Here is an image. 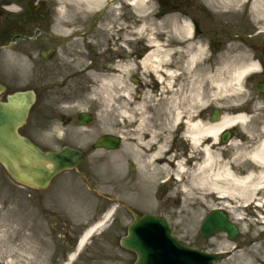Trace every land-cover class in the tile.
<instances>
[{
	"label": "flooded vegetation",
	"instance_id": "af4514ba",
	"mask_svg": "<svg viewBox=\"0 0 264 264\" xmlns=\"http://www.w3.org/2000/svg\"><path fill=\"white\" fill-rule=\"evenodd\" d=\"M180 2L190 4L192 0ZM133 4V0H0V84L5 89L1 98L34 91L37 101L33 110L38 111L42 130L53 137L57 148L73 141L79 104L94 101L109 85L115 86L116 77L119 79L118 159L113 160V151L85 147L78 170L60 174L45 190L25 188L28 233L33 236L70 239L67 247L73 246L81 232L74 224L78 187L95 202L93 220L100 219L111 207L112 200L106 194L127 204L126 194H133L140 203L160 200L161 207H166L174 189V165L182 162L190 167L197 163L190 158L202 157L186 136L189 124L218 123L215 118L220 122L225 114L244 113L248 127L225 129L219 136L217 154L230 160L237 152L231 146L235 141L250 156L261 145L264 151L261 35L253 30L255 37L246 33L238 38L232 33L235 22L228 16L224 30H214L216 40L206 47L209 57L197 62L196 76L189 79L180 48L174 59L156 70L145 62L154 49L150 39L140 36ZM198 34H207L201 25ZM156 41L161 51L174 50L171 46L162 48L161 41ZM248 65L255 68L247 71L242 82L244 95L231 99L218 96L215 104L209 105L197 101L198 90L201 95L206 93L207 71L223 79L229 77L228 72ZM166 70L176 73V79L168 81ZM145 99L149 103H141ZM101 105L97 100L89 108L97 111ZM94 129L99 130L98 126ZM232 137L228 145H222ZM262 163L248 156L234 170L239 175H258L264 172V160ZM167 212L165 209L158 215ZM113 221L112 227L117 218Z\"/></svg>",
	"mask_w": 264,
	"mask_h": 264
},
{
	"label": "rangeland",
	"instance_id": "374dc122",
	"mask_svg": "<svg viewBox=\"0 0 264 264\" xmlns=\"http://www.w3.org/2000/svg\"><path fill=\"white\" fill-rule=\"evenodd\" d=\"M166 2L169 3L170 1L166 0ZM151 3L154 7L153 9L159 14H167L172 9L168 7L167 3L163 4L162 0H151ZM193 4L190 8L182 6L175 13L181 14L182 22L194 23V21H198L200 23L202 32L208 34L199 35L203 44L208 46L209 44L211 45L212 41L216 40L214 30L216 31L219 27L224 30V24L228 16L235 22L232 27V33H236L238 38L245 37L246 33H252V37H255L253 30L258 28L251 23L249 7L243 8L231 3L222 6L219 1L214 0H193ZM150 9L151 6L147 8V13L151 11ZM150 20L146 16V21ZM166 29V25L155 29H145L142 32L144 35H141L142 39L151 34V36H155L156 39H159L164 44L166 41ZM260 39H264V35ZM169 40L173 42L172 39ZM152 48L155 47L152 46ZM162 48L169 47L165 46ZM209 55L210 53L208 57ZM209 75L210 73L207 71L205 73L206 92L211 90H209L211 87L208 79ZM116 86L115 84L110 89L113 94L111 100L108 98L106 100L100 93L92 101L95 103L98 100L103 104L97 110L95 127L98 126L99 130L103 128L105 132L112 131L115 134L118 132L119 124L118 89ZM128 91L127 87L126 101H129ZM223 98L226 99L228 96ZM92 102L89 105H92ZM215 102L216 99L212 101L209 99L206 105ZM82 109H85L84 112H89L86 106L82 107ZM81 110L79 109L78 112ZM92 111H94L93 108ZM26 129L29 135L41 145L48 148L55 147L56 143L52 136L42 130L38 114L29 122ZM94 137V132H86L80 129L75 135L76 141L82 144L90 143ZM176 178L174 175L175 185L173 184V192L169 195L171 202L167 203L166 207H161L160 200L157 203L152 201L153 203L151 204L149 200L144 201L145 203H140L135 200V195L133 194H126V201L138 207L141 212L148 211L153 214H161L165 209L170 211L165 216L173 229L174 237L189 248L208 253H222L223 260L217 264H245L244 260H249L250 264H264V209L252 208L248 211H242L243 217L247 219L243 224L240 222L235 223L232 215L227 212L231 222L240 230L236 240L230 241L224 234H218L210 240H203L199 236L201 222L206 215L219 206V203L213 197L203 199L202 190L195 185L190 174ZM176 199H181L180 206L175 204L174 201ZM25 207L22 188L13 182L5 168L0 164V264H64L67 261V257L64 258L63 252L69 241L50 236L40 238L41 236H33L28 233L29 224L28 217L25 214ZM93 208H95V202L81 187H78L76 207L78 226H85L91 220L93 216L91 210ZM117 219L118 225L116 224V226L108 229V232L105 231L92 237L83 250L77 254L72 264H130L135 258V254L123 250L120 247L119 240L125 234L126 227L131 223L132 219L126 213L119 214ZM111 222L112 219L109 223ZM106 228L105 226L104 229ZM74 251L72 248L69 253Z\"/></svg>",
	"mask_w": 264,
	"mask_h": 264
},
{
	"label": "bare ground",
	"instance_id": "6f19581e",
	"mask_svg": "<svg viewBox=\"0 0 264 264\" xmlns=\"http://www.w3.org/2000/svg\"><path fill=\"white\" fill-rule=\"evenodd\" d=\"M136 5L137 22L139 23V29H155L166 25V38L164 46H171L174 50L161 51V44L156 41L155 36L149 37V41L155 46V50L148 56L145 62H150L151 67L156 70L158 66L167 64L171 59H174L177 55L176 49L180 48L183 51L184 56V68L188 71L189 79L196 76L195 68L197 62L205 58L208 54V50L205 45L198 41L194 32L193 26L190 22H182V18L178 13H173L166 17H159L158 12L154 10L151 0H134ZM209 1V0H208ZM224 6L228 4L239 5L240 7L250 9L251 23L264 30V0H214ZM151 6V11L147 13V8ZM146 16L151 19L146 21ZM169 39H172L170 41ZM155 58V59H154ZM154 59V60H153ZM255 65H248L245 67H239L236 71L228 72L229 78H219L216 75H209V83L211 90L204 92L202 95L198 90L196 92V99L198 102L207 104L210 100H214L218 96L226 97L229 95H235L241 91V86L245 74L249 69H254ZM164 77L168 81L176 79V73L166 70ZM160 78V77H159ZM118 77L115 79L116 85L118 84ZM111 87L109 85L110 90ZM107 90V91H108ZM106 91L108 99H112L113 94L111 90ZM111 93V94H110ZM152 99V98H150ZM149 103L147 99L141 103ZM178 115L175 114L174 118L177 120ZM248 116L246 114L231 115L225 114V116L218 123H205L196 122L189 124L186 136L192 142L194 149L197 153H202V158L197 159V163L194 166H184L180 162L175 166L174 175L176 177L190 174L192 181L202 190L203 199L213 197L218 203L219 207L224 211H228L235 223H245L247 219L243 217L242 211H248L252 208H257L256 203L264 205V172H260L256 175L254 172H249L244 175H239L234 170L236 166L239 168L247 160V157H251L252 160L258 164H263L264 151L262 145L259 146L254 152L249 153L241 149V152L237 151L233 154L230 160L220 158L217 154L219 136L223 130L241 124L244 128L247 127ZM239 142L235 141L231 143V146L238 147ZM217 148V149H216ZM113 160L116 161L119 156L118 152L111 154ZM151 157V156H150ZM190 160H192L190 158ZM262 167V165H260ZM207 193V194H205ZM259 196V198H257ZM109 214L105 216L98 224L88 230L81 238L78 248L74 254L71 255L67 264H71L78 253H80L89 240L99 231H101L108 222ZM245 264H250L249 260H244Z\"/></svg>",
	"mask_w": 264,
	"mask_h": 264
},
{
	"label": "water",
	"instance_id": "95a60500",
	"mask_svg": "<svg viewBox=\"0 0 264 264\" xmlns=\"http://www.w3.org/2000/svg\"><path fill=\"white\" fill-rule=\"evenodd\" d=\"M34 101V94L29 92L15 94L7 103L0 102V162L15 181L43 188L57 173L74 168L81 160V154L70 148L59 153H46L19 135L18 129L25 124ZM81 118L84 123L90 119L85 115ZM220 231L227 232L230 239L238 234V229L226 215L214 211L204 221L200 234L209 238ZM122 246L137 253L135 264H215L220 260L218 254L182 246L172 237L171 229L163 219L150 216L140 218L135 215V222L129 229V236L122 240Z\"/></svg>",
	"mask_w": 264,
	"mask_h": 264
}]
</instances>
